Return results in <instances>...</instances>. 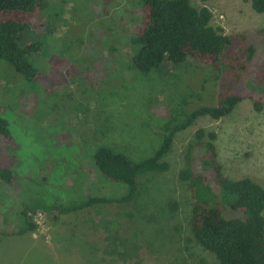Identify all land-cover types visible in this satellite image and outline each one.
Returning <instances> with one entry per match:
<instances>
[{
  "label": "rangeland",
  "instance_id": "1",
  "mask_svg": "<svg viewBox=\"0 0 264 264\" xmlns=\"http://www.w3.org/2000/svg\"><path fill=\"white\" fill-rule=\"evenodd\" d=\"M125 1L114 0L106 9L103 0H36L39 11L28 35L41 38L46 51L35 58L39 76L32 83L18 82L22 77L0 60V118L9 129L8 136L0 135V165H8L15 176L11 183L0 181V264H96L99 255L92 246H99L101 237L89 230L84 214L42 211L69 199L80 201L88 186L94 195L111 192V184L104 182L92 160L95 145L87 142L95 126L101 137L106 120L120 128L141 124L148 129L144 139L157 143L163 139L160 126L182 112L184 94L189 111L215 104L209 84L199 102L205 71L192 62L165 63L149 72L133 70L127 38L121 47L125 61L118 53L102 54L103 22L111 18L117 26L127 25L131 35L141 21V11L133 4L120 12L117 3ZM191 2L208 7L212 23L225 33H245L247 43L255 47L252 67L264 64V32L258 31L264 28V11L256 12L252 0ZM111 31L119 37L120 27ZM167 71L175 91L170 105L167 86H160ZM248 84L264 92V84ZM182 120L180 115L178 121ZM200 127L217 132L218 159L228 177H250L264 186V108L256 111L250 99L218 121L201 117L177 131L165 157L169 169L141 179L135 205L138 225L158 264H218L215 255L192 238L194 197L180 178L185 148ZM131 151L135 154L136 147ZM171 201L179 204L176 211L170 209ZM23 207L39 209L29 212L37 224L30 234L17 233ZM223 213L227 218L243 217L229 206Z\"/></svg>",
  "mask_w": 264,
  "mask_h": 264
},
{
  "label": "trees",
  "instance_id": "2",
  "mask_svg": "<svg viewBox=\"0 0 264 264\" xmlns=\"http://www.w3.org/2000/svg\"><path fill=\"white\" fill-rule=\"evenodd\" d=\"M103 1L106 8L114 0ZM117 4L121 13L133 4L141 11V21L131 35L127 33V25L117 26L111 18L103 22L102 54L106 56L105 52H109L111 57L118 53L120 61H125L121 47L127 38L133 70L149 72L161 69L165 63L192 62L205 71L199 102L209 84L214 88L211 100L215 104H200L189 111L190 101L184 94L180 102L182 112L177 111V117L171 116L160 126L163 139L157 143L144 139L148 129L141 124L120 128L116 122L106 120L101 137L95 126L87 142L90 147L95 145L92 160L104 182L111 184V192L94 195L88 186L80 201L69 199L42 211L84 214L89 230L101 237V244L92 246L99 255L96 264H158L151 257L150 243L138 225L135 205L141 192V179L169 169L165 157L172 149L175 133L197 119L209 117L218 121L244 99H250L254 109L261 111L264 92L249 88L248 83L264 84V64L252 67L255 47L247 43L246 34L225 33L221 26L212 23L213 13L206 6L198 8L191 0H126ZM252 7L263 12L264 0H252ZM38 11L36 0H0V60L22 77L18 82L32 83L39 76L35 58L46 52L41 38L32 40L28 35ZM117 27H120L119 37L111 31ZM258 31L263 33L264 28ZM166 74L160 86H167L170 105L175 91L170 87V71ZM0 135H9L8 124L1 118ZM217 138L214 129L200 127L185 148V167L180 178L187 182L194 197L190 218L192 238L212 252L218 264H264V186L250 177L232 179L225 174L218 159ZM133 146L137 149L135 154L131 151ZM14 178L8 165H0L1 182L11 183ZM226 206L242 212L243 217L227 218L223 213ZM169 207L176 211L179 204L171 201ZM31 210L39 209L23 207L17 233L36 230L37 224L29 217Z\"/></svg>",
  "mask_w": 264,
  "mask_h": 264
},
{
  "label": "crops",
  "instance_id": "3",
  "mask_svg": "<svg viewBox=\"0 0 264 264\" xmlns=\"http://www.w3.org/2000/svg\"><path fill=\"white\" fill-rule=\"evenodd\" d=\"M25 234H30V233H25Z\"/></svg>",
  "mask_w": 264,
  "mask_h": 264
},
{
  "label": "built area",
  "instance_id": "4",
  "mask_svg": "<svg viewBox=\"0 0 264 264\" xmlns=\"http://www.w3.org/2000/svg\"><path fill=\"white\" fill-rule=\"evenodd\" d=\"M39 214H41V213H39Z\"/></svg>",
  "mask_w": 264,
  "mask_h": 264
}]
</instances>
